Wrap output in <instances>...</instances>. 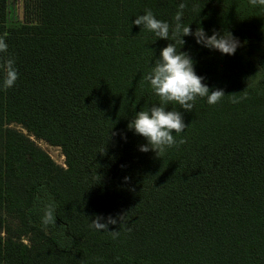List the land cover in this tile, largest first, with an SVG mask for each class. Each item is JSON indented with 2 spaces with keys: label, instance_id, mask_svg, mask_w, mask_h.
<instances>
[{
  "label": "trees",
  "instance_id": "obj_1",
  "mask_svg": "<svg viewBox=\"0 0 264 264\" xmlns=\"http://www.w3.org/2000/svg\"><path fill=\"white\" fill-rule=\"evenodd\" d=\"M34 2L36 19L12 21L0 0V63L13 58L19 73L5 89L0 71V264H264V6ZM181 3L183 25L230 32L235 54L132 23L150 9L174 27ZM168 43L225 96L198 97L192 112L167 105L188 127L157 156L139 150L147 141L127 125L159 105L143 77ZM31 138L59 148L65 168ZM49 204L56 224L45 227ZM98 216L117 222L97 230Z\"/></svg>",
  "mask_w": 264,
  "mask_h": 264
},
{
  "label": "clouds",
  "instance_id": "obj_2",
  "mask_svg": "<svg viewBox=\"0 0 264 264\" xmlns=\"http://www.w3.org/2000/svg\"><path fill=\"white\" fill-rule=\"evenodd\" d=\"M252 6H264V0H249ZM185 4L181 3L174 19V27L166 21L156 18L149 9L144 14L138 15L132 23L141 27V31L153 33L157 39L169 41L180 38L183 45V37L193 36L196 43L210 50H217L224 55H234L238 47L241 46L238 38L230 32L226 35L213 32L208 36L203 28L197 27L193 32L190 25L181 23ZM171 31V37H170ZM8 45L5 39L0 37V53H6ZM0 71L3 72V87L11 88L19 78V73L15 67V60L11 57L0 63ZM204 77L196 74L194 61L186 52L177 51L175 43H168L160 51L159 58L155 59L150 71L144 75L143 80L148 83L152 92L159 98V105H153L147 110H140L135 118L131 119L127 125L128 130L134 131L136 135L142 136L147 143L139 146L141 152H155L157 156L176 144V135L184 132L188 127L184 123L183 115L179 110H166L169 104H178L180 109L192 112L196 99L207 98V103L215 105L221 101L225 93L221 89L210 90L203 82ZM115 135V133H113ZM126 139V137H125ZM184 141L181 140L180 143ZM127 179V178H126ZM42 217V224L47 227L56 224L54 215L55 205H46ZM121 218V217H120ZM101 217H96L90 224L97 230H108V224H115L117 221L111 217L108 223H100Z\"/></svg>",
  "mask_w": 264,
  "mask_h": 264
},
{
  "label": "rangeland",
  "instance_id": "obj_3",
  "mask_svg": "<svg viewBox=\"0 0 264 264\" xmlns=\"http://www.w3.org/2000/svg\"><path fill=\"white\" fill-rule=\"evenodd\" d=\"M22 7H23V0H8V18L12 21L15 19H18V18L20 20L21 13H22ZM11 127H14L16 129L20 130V127L14 125V124L11 125ZM22 132L24 134H26L24 131H22ZM31 139L35 142V144L39 148H41L44 152H46L57 165L65 168L64 158H63L59 148L48 146L44 142L36 141L33 138H31ZM23 242L28 244L26 237H23Z\"/></svg>",
  "mask_w": 264,
  "mask_h": 264
},
{
  "label": "crops",
  "instance_id": "obj_4",
  "mask_svg": "<svg viewBox=\"0 0 264 264\" xmlns=\"http://www.w3.org/2000/svg\"><path fill=\"white\" fill-rule=\"evenodd\" d=\"M23 3L26 4V11L25 9L22 10V13H21V19H36V15H39V13L37 12H32L34 10V5H35V2L34 0H23ZM25 7V5H24Z\"/></svg>",
  "mask_w": 264,
  "mask_h": 264
}]
</instances>
